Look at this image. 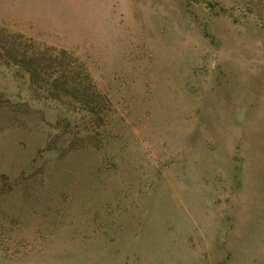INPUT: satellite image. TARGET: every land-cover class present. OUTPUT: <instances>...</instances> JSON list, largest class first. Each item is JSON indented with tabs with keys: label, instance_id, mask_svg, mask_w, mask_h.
<instances>
[{
	"label": "rangeland",
	"instance_id": "obj_1",
	"mask_svg": "<svg viewBox=\"0 0 264 264\" xmlns=\"http://www.w3.org/2000/svg\"><path fill=\"white\" fill-rule=\"evenodd\" d=\"M0 264H264V0H0Z\"/></svg>",
	"mask_w": 264,
	"mask_h": 264
}]
</instances>
